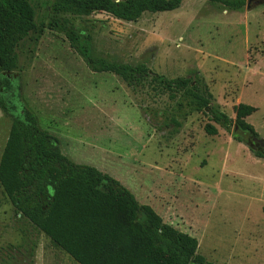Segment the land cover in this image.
<instances>
[{"label":"rangeland","instance_id":"obj_1","mask_svg":"<svg viewBox=\"0 0 264 264\" xmlns=\"http://www.w3.org/2000/svg\"><path fill=\"white\" fill-rule=\"evenodd\" d=\"M52 1L32 0L44 30L17 48L18 69L5 93L15 114L33 111L64 155L117 178L166 222L197 237L198 253L211 264H264V157L234 137L249 135L211 120L186 93L170 96L149 80L134 90L116 73L92 70L65 33L47 27ZM74 21L91 34L97 58L146 64L168 78H202L232 118L236 104L256 106L246 120L264 139V2L232 9L184 0L132 22L106 12ZM208 122L217 134L206 132ZM22 236L0 192V250ZM34 236V264H78L45 234Z\"/></svg>","mask_w":264,"mask_h":264},{"label":"trees","instance_id":"obj_2","mask_svg":"<svg viewBox=\"0 0 264 264\" xmlns=\"http://www.w3.org/2000/svg\"><path fill=\"white\" fill-rule=\"evenodd\" d=\"M184 0H53L50 30L66 34L88 66L98 72L120 75L137 90L144 82L170 96L186 93L196 110H205L211 120L227 129L238 126L259 157H264V139L246 118L257 107L240 102L232 118L221 109L202 78H168L146 64L132 65L97 58L92 53L91 34H84L74 18L106 12L117 19L137 21L145 12L178 9ZM240 9L248 0H210ZM32 0H0V107L11 119V131L0 162V181L10 199L22 242L0 250V264H34L35 233H43L78 264H211L198 253L199 240L166 222L149 204L141 203L120 180L95 166L72 161L57 145L58 139L40 127L36 114L7 102L12 75L19 65L17 48L32 32L43 31ZM161 91V92H162ZM210 135L215 124L206 123ZM256 141V142H255ZM21 259V260H20Z\"/></svg>","mask_w":264,"mask_h":264},{"label":"crops","instance_id":"obj_3","mask_svg":"<svg viewBox=\"0 0 264 264\" xmlns=\"http://www.w3.org/2000/svg\"><path fill=\"white\" fill-rule=\"evenodd\" d=\"M208 85H209V83H208ZM209 87H210V85H209ZM224 98H225V96H224ZM0 129H1V133H0V162H1L3 153H4V150L6 148L7 141H8L9 135H10V131H11V123H10L9 119L5 116L1 107H0ZM0 192H2L4 194V197L7 199V201H9V203H11L10 199L8 198V196L6 195V193L4 191V188L2 186L1 181H0ZM11 205H12V203H11Z\"/></svg>","mask_w":264,"mask_h":264},{"label":"water","instance_id":"obj_4","mask_svg":"<svg viewBox=\"0 0 264 264\" xmlns=\"http://www.w3.org/2000/svg\"><path fill=\"white\" fill-rule=\"evenodd\" d=\"M252 1L253 0H248V3H247V6L249 7V8H251V3H252ZM238 126H236V128H237Z\"/></svg>","mask_w":264,"mask_h":264},{"label":"flooded vegetation","instance_id":"obj_5","mask_svg":"<svg viewBox=\"0 0 264 264\" xmlns=\"http://www.w3.org/2000/svg\"><path fill=\"white\" fill-rule=\"evenodd\" d=\"M252 2H255V3H257V2H264V0H253Z\"/></svg>","mask_w":264,"mask_h":264}]
</instances>
